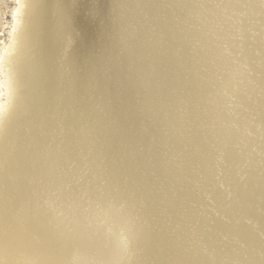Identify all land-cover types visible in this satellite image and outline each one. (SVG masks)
Masks as SVG:
<instances>
[{"label":"rangeland","instance_id":"obj_1","mask_svg":"<svg viewBox=\"0 0 264 264\" xmlns=\"http://www.w3.org/2000/svg\"><path fill=\"white\" fill-rule=\"evenodd\" d=\"M17 4L0 0V55L12 41ZM65 7L57 58L63 82L81 71L85 75L93 60L91 82L96 79L100 85L90 84L82 95L93 112L83 117L82 127L105 120L108 107L119 113L128 100L135 109L122 133L129 140L116 143V157L134 155L143 168L127 162L131 167L124 170L131 174L117 177L112 185L106 169L111 158L99 155L92 165L91 150L84 151L62 167L61 186L47 193L37 190L40 215L52 223L51 237L59 241L76 235L92 246H71L62 264H77L75 252L81 260H101L106 247L118 260L111 264H157L158 259L162 264H264V222L258 220L264 218V0H65ZM203 54L215 55L216 68L199 62ZM75 58L82 69L76 65L69 73L65 60ZM0 61L1 82L9 68ZM18 92L25 95V87ZM0 100L5 101L1 90ZM206 111L210 118L200 122ZM104 131L99 128L100 135ZM64 132L58 124L50 128L55 138ZM228 136L235 142L227 143ZM205 155L209 159L201 162L209 165L203 168L197 159ZM134 176L138 178L131 181ZM143 176L154 202L138 199L142 184L132 182ZM174 180L178 182L172 185ZM247 193L256 196L251 200L255 204L251 215L242 217L239 200ZM188 194L199 204L182 199ZM178 197L183 204L171 218L170 207ZM140 228L151 235L163 228L162 236L176 237L177 251L168 257L160 248L145 250L130 242L127 233ZM237 229L246 231L248 245ZM36 240L38 248L51 242ZM40 249L39 256H47Z\"/></svg>","mask_w":264,"mask_h":264},{"label":"bare ground","instance_id":"obj_2","mask_svg":"<svg viewBox=\"0 0 264 264\" xmlns=\"http://www.w3.org/2000/svg\"><path fill=\"white\" fill-rule=\"evenodd\" d=\"M77 11L79 10L77 9ZM15 14L14 26L12 27L13 34L10 39L12 41L6 48L2 49L4 52L0 55L1 67L9 68L3 73V79L0 82L1 93L5 95V101L0 100V264H20V261L27 262V264H62L61 258L70 254L73 250L71 246L76 244L84 247L85 245L87 250L89 246L91 248L92 246L86 243L85 238L79 236L77 238L76 235L73 237L65 236L59 241L51 237L54 231L49 226L52 223L48 225L46 223L49 220L48 217L45 221L43 218L46 215L44 213L40 215V209L37 207L40 193L38 194L39 191L37 190H44V193H47L46 189L61 186L63 184L61 182L65 180V177H62L61 180V176H63L62 167L69 160L78 158L80 153L84 151L89 152L91 150L90 155H88L92 165L97 163L99 155L111 158L110 165L106 169L108 168V181L113 182L112 185H116L117 177L124 176L126 173L131 174L129 170L127 172L124 170V166L129 169L131 167L127 162L136 163L137 166H133L137 170L140 167L143 168V163L135 159L134 155L126 156L122 152L120 157H116L120 149L116 143L128 142L129 140V135H123L122 132L128 126L129 120L132 118L130 113H134L133 109L135 108L127 100L123 103V108L119 113H111L112 108L108 107L105 120L97 122L98 124L93 121L88 123V127H82L85 125L83 117L87 119L93 113L91 105H88L89 102H84L82 95H86L85 91L87 92L90 84L98 85L96 79L91 82L93 78H90L91 75L94 76L91 73L95 70L93 63L96 64V62L90 60L85 75L81 71L78 73L79 76L72 78V81L63 82V69L57 62V58L61 51L62 25L66 18L65 0H18ZM162 50H166L165 47ZM65 61L69 73L72 72L74 66L82 69L77 58L73 61ZM199 62H205V67L216 68L218 65L215 55L203 54ZM193 77L196 78L192 75ZM20 87H25V95H20L18 92ZM206 106L210 108V104ZM216 106H218L217 102L213 104V107L216 108ZM203 114L205 116L198 119L200 122L211 116L210 111ZM217 114L218 112H216ZM195 118L197 119L196 116H193V120ZM52 124L64 127L65 132L61 137L62 139L60 137L55 138V135L50 133ZM114 124L115 126L112 127ZM19 126L21 131H18ZM99 128L105 130V133L100 135ZM232 137H226L227 143L235 142ZM112 139L114 141L109 143ZM176 140L181 141V138L177 137ZM191 140H194L193 137ZM223 140L225 141V138ZM225 150L229 151L230 147H225ZM203 159L209 158L205 155L197 161L204 168L209 165V161L203 164L201 162ZM121 167L123 171H121ZM133 172H135L134 169ZM137 178L134 176L131 181ZM145 181L147 182L143 176L141 180L132 182L134 185L140 186L142 184V188H138L139 191H142L138 192V199L141 202H149L148 200L154 202L157 198L152 196L153 192L149 191L150 186H147ZM175 182L178 181H171V184L173 185ZM177 186L180 187V184ZM255 197V195L250 196V193L241 195L238 214L242 217L251 215V205L255 204L251 200ZM182 199H190L191 203L199 204V199H196L192 194H188ZM182 204L183 202L179 197L175 199L168 216L171 218L177 216L178 208ZM174 205H177V208ZM107 210L111 215V211ZM146 211L149 213L156 212L152 208H147ZM124 218L127 220L128 216ZM255 218L257 219V216ZM259 219L264 222L263 217H259ZM184 226L187 227V225ZM260 227L264 229V226ZM162 229L155 235L145 233L143 228L140 232L130 231L127 233L130 238L128 240L135 245L136 243H139L140 246L143 245L140 248L145 250L160 248L169 257L177 251L176 237L162 236ZM234 232L236 235H240L238 238L245 244H249L250 239L245 234L244 229H237ZM39 237L51 241L50 244L44 243L43 247L39 246L46 249L47 256H39L43 255V250L36 246L38 242L36 239ZM29 240L35 241V243ZM178 240L183 241V238ZM101 250L104 252V258L101 260L93 262L92 258L81 260L79 256H76V252L72 258L76 259L77 264L83 262L97 264L98 261L100 264H111V261L116 258L112 253L113 250L109 251L108 247ZM109 253H112V256L110 255L108 259ZM162 253L158 251V255ZM191 253L194 252L191 251ZM101 255L98 254V258L102 257ZM235 256L236 254H230L231 258H235ZM115 260L118 262L117 259ZM160 261L161 259L156 260L157 264H162Z\"/></svg>","mask_w":264,"mask_h":264}]
</instances>
